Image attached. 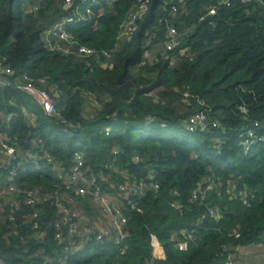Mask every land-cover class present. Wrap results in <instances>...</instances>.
<instances>
[{"label":"trees","instance_id":"1","mask_svg":"<svg viewBox=\"0 0 264 264\" xmlns=\"http://www.w3.org/2000/svg\"><path fill=\"white\" fill-rule=\"evenodd\" d=\"M133 1L0 0V64L14 71L0 85V138L27 157L15 183L47 194L24 204L22 193L5 192L8 166L0 167V264H227L234 252L239 263L235 248L264 247V0H151L138 30L118 41ZM76 8L87 19L66 26L72 50L46 49L43 30ZM169 27L180 43L165 50ZM147 41L164 54L147 61ZM81 45L108 55H78ZM24 75L59 93L56 114L16 88ZM196 113L209 130H188ZM248 128L262 140L246 151ZM75 152L89 189L120 198V185L144 182L134 208L119 201L120 244L83 239L66 252V237L55 238L67 233L58 198L70 217L83 212L97 226L90 196L65 188L46 160L66 176Z\"/></svg>","mask_w":264,"mask_h":264},{"label":"built area","instance_id":"2","mask_svg":"<svg viewBox=\"0 0 264 264\" xmlns=\"http://www.w3.org/2000/svg\"><path fill=\"white\" fill-rule=\"evenodd\" d=\"M72 0H65L67 4H70ZM229 0H222V2H227ZM246 1V0H241ZM93 4L99 2V0H91ZM151 0H134L132 6L125 14L124 18L121 20L117 33V40L122 41L130 37L133 33L138 30L139 20L145 15L150 6ZM174 10V8H172ZM89 7L86 8V13H89ZM208 12L210 14L215 13V8L210 7ZM87 14L82 13L77 8L74 10L72 15L65 17L60 22L53 24L49 28H46L41 33V40L43 46L48 50H57L63 53H68L72 50L73 45H75V40L72 35L66 30L68 24H72L77 21H83L87 19ZM180 36L175 28L169 27L167 29V40L165 42V50H170L173 47L177 46L180 43ZM76 53L78 55L88 57V56H97V55H108L106 50H96L91 47L78 46L76 48ZM14 71L8 66H3L0 64V85L6 83V77L12 75ZM16 88L27 93L31 96L34 101L42 108L43 112L47 115L56 114V104L58 103L59 93L53 91V94L48 92L47 80L44 77L31 78L26 75L23 76L22 80L16 83ZM185 126L190 131H207L209 130V122L207 117L203 113H196L189 116L185 121ZM213 126L217 123L213 122ZM252 127H255L257 123H252ZM258 140H262V136H257L253 128H248L245 138L242 141V144L247 151V149ZM18 157L15 148L8 144L6 141L0 138V157H4L7 163H1L2 165L7 164L8 166V181L5 188V192H20L23 194V203L32 204L35 200L43 201L47 198V194L41 193L38 189L34 188H20L15 183V178L18 175V169H21L26 164L27 161L26 155H19ZM48 165H50L51 171L56 173L58 178H61L64 175L66 183L65 188H72L75 195H84L88 194L90 196L91 203L94 204L101 212L103 218L100 220L97 226H91L87 224H81L78 222V213L71 214L70 217L69 210L64 203L56 200L54 204L62 212L61 222L66 223L67 233L62 234L58 232L55 234V238L58 241L63 242L66 239L67 245L64 249L66 252L72 250L74 246L77 247V240L83 241V239H93L97 242H102L105 240H113L115 243L120 244L125 238V224L127 218L122 211L120 205H118L114 199L116 198L112 195L101 190L99 187H94L92 189L88 188V182L82 178L81 170L83 167V156L79 152H75L73 155V163L70 167L68 174L65 176V168L59 163H56L50 155L46 156ZM2 174L0 173V176ZM152 178V174L149 175ZM145 185L143 181L129 179L126 183L120 185L117 189L118 196L116 198L118 201H126L131 208H134L135 205L130 201V197L138 195L144 189ZM154 188H157V184H154ZM228 193L231 194L230 191ZM235 197V196H234ZM16 198H12L9 202L11 207H15ZM68 203L74 202L73 197H66ZM244 204H247V200L242 198ZM140 211V209H137ZM13 210L11 209V212ZM35 215V214H34ZM77 218L73 220L72 218ZM61 223H57L56 226L59 228ZM80 243V242H79ZM185 243H179L178 247L180 249L185 248ZM125 247H122L121 250H124ZM236 252L238 248L234 249ZM235 254V252H234ZM233 253L228 256L230 261H233ZM161 255V253L159 254ZM234 262V261H233ZM235 263V262H234Z\"/></svg>","mask_w":264,"mask_h":264},{"label":"crops","instance_id":"3","mask_svg":"<svg viewBox=\"0 0 264 264\" xmlns=\"http://www.w3.org/2000/svg\"><path fill=\"white\" fill-rule=\"evenodd\" d=\"M7 160L4 157H0V162L1 163H7ZM115 200V202L120 205L119 201L116 198H112ZM96 207V206H95ZM99 210V209H98ZM98 215L96 217H92L91 219L96 223V225L99 224L100 220L103 218L100 210L97 212ZM78 222L81 224H87V225H91L94 226V224L90 223L89 220H87L86 216L85 217H81L83 215V212L78 213ZM91 220V221H92ZM261 251H263V254L261 256L258 257H254L255 252L260 253ZM237 259L245 264H264V248L263 247H258L254 244L251 245H246V246H241L240 248H238V253H237ZM242 259V260H241Z\"/></svg>","mask_w":264,"mask_h":264},{"label":"rangeland","instance_id":"4","mask_svg":"<svg viewBox=\"0 0 264 264\" xmlns=\"http://www.w3.org/2000/svg\"><path fill=\"white\" fill-rule=\"evenodd\" d=\"M111 0H108V2H110ZM147 45H149V42L147 41V42H145V43H143V47H147L146 48V50H145V53H144V58H146V59H148L147 61H150V60H152V58L153 57H151V55L153 54V53H155L156 51H160L159 53L161 54V55H163L164 54V52H163V50H159V45H154V46H152V48H149ZM149 48V49H148ZM180 108V107H179ZM98 215V213H96V210H94V212L91 214V215H89L91 218L92 217H96ZM244 247V246H243ZM258 247H263V246H258ZM264 248V247H263ZM156 252L158 253V255L160 254V251L158 250V249H156ZM263 254V251H261L260 253H258V252H255V258L256 257H258V256H261ZM234 256V255H233ZM233 258V257H232ZM242 260V259H241ZM239 261V263L237 262V263H234L232 260L230 261V258L229 259H227V264H241L242 262H240V259L238 260ZM246 263V262H245ZM248 264V263H247Z\"/></svg>","mask_w":264,"mask_h":264}]
</instances>
